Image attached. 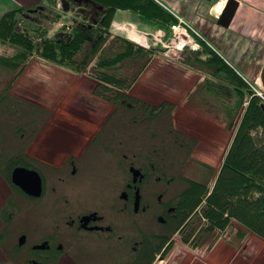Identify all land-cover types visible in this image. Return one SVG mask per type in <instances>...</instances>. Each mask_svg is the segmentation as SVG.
I'll list each match as a JSON object with an SVG mask.
<instances>
[{
	"label": "rangeland",
	"instance_id": "374dc122",
	"mask_svg": "<svg viewBox=\"0 0 264 264\" xmlns=\"http://www.w3.org/2000/svg\"><path fill=\"white\" fill-rule=\"evenodd\" d=\"M5 1L0 2V18L5 12L16 8L45 6L49 10L54 9L48 0ZM216 1L218 4L214 7L218 21L228 0ZM244 2L248 5L241 8L229 29L217 25L216 20H212L211 29L189 28L199 46L198 51L173 50L172 30L168 34L141 21L142 25L131 23L127 28L112 26L110 29L112 38L122 37L141 49L155 53L152 63L134 84L129 95L156 107L163 102L172 103L175 107L172 116L175 129L198 141L194 154L189 159L182 155L180 159L183 165L177 169L176 175L177 178H182L183 182L174 183L171 189H168L172 197L184 191V181L202 185L207 183L210 190L232 141V133L225 128L223 108L219 105V102H231L230 94L221 89L213 92L208 82L213 79L220 81L208 76L194 64L187 65L190 62V53H204L207 46L214 49L249 83L251 93H255L264 101V88L260 79L264 66V32L256 29L257 26L238 25L245 8H252L255 11L253 13L263 15L264 8L260 9L253 0ZM19 4L24 7L18 6ZM62 5V0H58L55 13L50 14V21L43 23L50 32L47 39L56 37L64 26L75 24L76 15L65 13ZM56 18L59 19L57 22L54 21ZM254 19L256 18L252 20ZM18 48L10 45L8 41H0V57H13ZM94 66L96 62L90 64L87 72L78 73L72 66L59 65L34 54L17 74L0 69V95L9 87L14 97L34 103L50 115L45 122L42 121L39 133L29 139L28 146L26 145L29 159L59 165L68 154L78 156L90 140L101 132L108 120L114 117L121 121L116 132L122 133L123 141L132 146L134 132H131L128 126L127 130L124 127L130 118L124 111L119 113L114 105L98 99L93 94L97 84L92 73ZM140 68V64L127 62L121 69V75L133 77ZM13 142L17 141L13 139ZM125 155L128 159L134 156L129 150ZM89 156L90 158L86 159L88 162L80 165L74 179L71 174L68 177L63 176L65 181L58 179L59 173L46 174L47 195L45 200L36 206H31L18 195L12 194L0 179V239L6 236L3 241L0 240V264H27L30 256L27 248L19 252L15 261L10 258L9 253L17 247L21 234L28 235L29 245L47 232L58 230L55 220L59 217L64 197L76 208L99 207L104 202H116L122 186L131 178L128 164L119 166L122 156L107 155L100 150H93ZM46 169L43 168V171L50 172ZM205 202L204 199L191 218L197 233L190 242L185 244L182 235H176L166 258H158L154 264H264V241L236 222L233 221L222 231H204L207 221L199 219V214ZM7 215L12 217L9 224L5 221ZM73 237L74 241L67 245V251L62 257L63 264H107L110 261L105 246L77 235Z\"/></svg>",
	"mask_w": 264,
	"mask_h": 264
},
{
	"label": "trees",
	"instance_id": "16d2710c",
	"mask_svg": "<svg viewBox=\"0 0 264 264\" xmlns=\"http://www.w3.org/2000/svg\"><path fill=\"white\" fill-rule=\"evenodd\" d=\"M48 2L56 9L58 0ZM62 4L65 13L76 15L75 24L64 26L52 39H47L50 32L43 23L50 21L54 9L45 6L16 8L1 16L0 41H8L19 48L13 57H0V69L17 74L34 54L59 65L72 66L78 73L87 72L90 64L96 62L92 69L97 82L94 96L114 105L119 113L124 111L130 118L124 127L127 130L128 126L134 136L132 146L123 141V153L131 151L142 165L148 161L154 163L164 182H183L176 175L183 165L180 159L182 155L189 159L198 141L175 129L172 103L163 102L156 107L129 95L152 63L155 53L110 35L119 10L132 12L143 24L168 34L177 20L154 0H62ZM205 49L201 54L190 53L187 65L194 64L220 81L208 82L213 92L221 89L230 94L231 102H219V105L223 108L225 128L232 133V141L211 189L208 190L207 183L184 181L186 188L176 195L178 211L176 218L171 219L169 236L163 240L150 239L135 264H154L158 258L165 259L178 234L185 244L189 243L197 233L191 218L204 199L199 219L207 221L205 232L222 231L234 221L264 241V102L251 93L249 83L214 49L208 46ZM127 62L141 65L133 77L121 75ZM9 89L0 95V175L11 184L15 194L24 197L10 182L11 176L17 167L36 169V161L28 158L26 147L29 139L39 133L42 121L50 115L44 108L14 97ZM117 125H121L117 117L108 120L101 129V136L116 133ZM108 140L109 137L104 138L102 144ZM5 221L11 223L6 217ZM21 251L15 247L9 253L10 258L15 261Z\"/></svg>",
	"mask_w": 264,
	"mask_h": 264
},
{
	"label": "flooded vegetation",
	"instance_id": "af4514ba",
	"mask_svg": "<svg viewBox=\"0 0 264 264\" xmlns=\"http://www.w3.org/2000/svg\"><path fill=\"white\" fill-rule=\"evenodd\" d=\"M122 133L102 135L97 134L80 155L68 154L61 164L49 161L35 160L36 171L39 172L43 181L42 196L33 198L23 193L14 182L11 181L24 194L21 196L29 205H35L44 201L47 195L48 177L50 174H60L58 178L65 181L64 177L69 174L74 177L79 172L81 164L87 163L86 159L95 151H103L107 155L122 156L119 166L128 164L130 180L122 186L116 202H104L99 207L82 206L76 208L66 197L62 200V207L55 220L57 229L54 232H47L38 241L28 245V235L21 234L18 237L17 247L27 248L30 256L27 262L31 264H63L62 257L65 255L67 245L74 241L73 236L87 238L93 243L106 247V254L110 258L107 264H135L137 256L146 248V243L151 239H165L169 236L171 219L176 218L177 205L176 195L169 194L172 180L164 182L163 176H159L156 165L150 161L144 165L125 155L123 148ZM109 137L108 142L102 144L104 138ZM100 140V141H99ZM98 142H101L100 144ZM109 145V147H108ZM28 155V151H27ZM128 159V160H127ZM43 168L48 171H43ZM131 169L139 171L138 181L135 183ZM33 170V169H30ZM34 170V171H35ZM13 174V173H12ZM0 179L12 194L15 191L11 184L0 175ZM158 188L157 190H155ZM139 190V196L137 192ZM155 190V191H154ZM123 194H126L123 196ZM17 195V194H16ZM139 199V202H138ZM7 213V212H6ZM5 213V215H6ZM8 220L12 217L7 215ZM65 232V233H64ZM24 243L21 245V241Z\"/></svg>",
	"mask_w": 264,
	"mask_h": 264
},
{
	"label": "crops",
	"instance_id": "0c3cea01",
	"mask_svg": "<svg viewBox=\"0 0 264 264\" xmlns=\"http://www.w3.org/2000/svg\"><path fill=\"white\" fill-rule=\"evenodd\" d=\"M8 1L11 0H6L5 2ZM154 1L161 7L165 8L175 19H177V21L179 18L183 20L185 19L184 21L186 22L187 27L189 26L190 29L192 27L196 29H204V30L209 27V29H211L213 27L212 20H216V18H218L217 17L218 14L214 7V5L218 4L216 0H154ZM253 1L257 2V6H259L260 9L264 8V0H253ZM0 2L2 3L4 2V0H0ZM12 3H14V1H12ZM262 3L263 6L261 7ZM244 5H248V4L243 0L241 1L240 7L236 12L237 13L236 16L239 14L238 12L241 10L242 7H244ZM18 6L24 7L21 4H19ZM253 12L255 11L252 8L249 7L245 8L242 12L244 13L243 17L241 16L238 25L241 26L243 24H246V26H250V27L257 26L256 29L264 32V15L259 14L257 12L256 13ZM210 17L213 18L210 19ZM114 18H115L113 23L114 28H118V27L120 28V26H125L127 28L128 26H131V23H140V25H142L140 22V18L137 17L132 12L119 10V12L116 13ZM235 18L233 19V21L235 20ZM253 18L256 19L252 20ZM216 24H217V20H216Z\"/></svg>",
	"mask_w": 264,
	"mask_h": 264
},
{
	"label": "water",
	"instance_id": "95a60500",
	"mask_svg": "<svg viewBox=\"0 0 264 264\" xmlns=\"http://www.w3.org/2000/svg\"><path fill=\"white\" fill-rule=\"evenodd\" d=\"M242 0H228L227 4L224 6L222 10V15L217 21V25L223 27L225 29H229L233 22V19L236 16V12L240 7V3ZM261 73V81L264 88V66L262 68ZM264 109V105H263ZM134 177L135 183L138 181L139 171L135 169H131L130 171ZM12 182L19 187L23 193H26L33 198H40L42 196V188H43V181L38 171L30 170L25 167H17L13 170L12 174ZM126 194H123L125 196ZM139 196V190L137 192ZM139 202V199H138ZM24 239L21 241V245L24 243Z\"/></svg>",
	"mask_w": 264,
	"mask_h": 264
},
{
	"label": "built area",
	"instance_id": "2783aa9c",
	"mask_svg": "<svg viewBox=\"0 0 264 264\" xmlns=\"http://www.w3.org/2000/svg\"><path fill=\"white\" fill-rule=\"evenodd\" d=\"M221 13L220 16L222 15ZM172 32L173 42L171 43V48L173 50L179 52H185L188 49H193L196 51L199 50V46L196 43L195 38L192 37L189 27H187L186 23L182 19H178L177 24L172 28Z\"/></svg>",
	"mask_w": 264,
	"mask_h": 264
},
{
	"label": "bare ground",
	"instance_id": "6f19581e",
	"mask_svg": "<svg viewBox=\"0 0 264 264\" xmlns=\"http://www.w3.org/2000/svg\"><path fill=\"white\" fill-rule=\"evenodd\" d=\"M225 6V5H224Z\"/></svg>",
	"mask_w": 264,
	"mask_h": 264
}]
</instances>
